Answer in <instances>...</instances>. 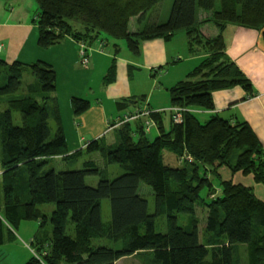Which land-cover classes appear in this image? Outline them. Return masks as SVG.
Wrapping results in <instances>:
<instances>
[{"label": "trees", "instance_id": "16d2710c", "mask_svg": "<svg viewBox=\"0 0 264 264\" xmlns=\"http://www.w3.org/2000/svg\"><path fill=\"white\" fill-rule=\"evenodd\" d=\"M34 1L40 48L66 36L88 47L99 40L102 48L106 35L123 38L127 50L138 54L141 41H169L183 30L189 51L196 47L205 56L185 80L168 89L171 107L212 110V93L235 85L248 97L254 96L250 81L224 54L223 32L228 25L254 29L264 42V0H219L217 8L216 0H173L165 22L159 23L156 16L135 32L128 30L130 19L137 17L143 25L146 12L163 0ZM197 10H201L200 20ZM208 22L218 29L213 38L200 31ZM25 72L33 81L23 85ZM4 73L0 95L23 94L10 99L0 112V245L6 235L15 237L23 220L39 221L42 227L46 215L39 206L54 204L51 233L33 236V252L24 264H115L129 256L136 257L137 264H264V202L251 187L221 179L220 169L225 168L231 175H252L254 182L264 184L261 145L246 122L232 123L218 115L202 122L187 110L182 122L175 123L168 111L154 110L155 138L147 136L143 118H137L111 123L116 129L113 145L102 136L86 143L85 150L99 153L104 164L119 165L123 172L117 177H104L93 160L85 161L81 169L44 170L55 157L66 160L80 152L68 153L54 96L56 72L40 60L25 64L0 58V77ZM114 73L112 58L107 78L112 79ZM135 103L133 99L116 104L127 108ZM70 104L74 115L90 107L89 101L79 97H71ZM13 111L20 113V125H14ZM164 150L180 164H166ZM91 174L99 178L94 187L85 182ZM212 177L218 180L217 195ZM140 182L152 190V213L139 193ZM105 198L110 202V219L103 222L100 201ZM201 205L206 217L200 232L196 208ZM179 215L185 216L183 226L178 224ZM161 216L165 232L155 229L156 218ZM98 239L118 247L94 244Z\"/></svg>", "mask_w": 264, "mask_h": 264}, {"label": "rangeland", "instance_id": "374dc122", "mask_svg": "<svg viewBox=\"0 0 264 264\" xmlns=\"http://www.w3.org/2000/svg\"><path fill=\"white\" fill-rule=\"evenodd\" d=\"M20 1L21 4H24L26 8L29 20L32 24H34L33 18H35L38 9L36 2L34 0ZM10 2V0H0V11L2 9H9ZM215 2L217 8L219 6V0H216ZM172 3L173 0H163L155 7L148 10L141 22L143 24L142 27L156 16L157 18H159V23L165 22L168 19ZM197 12L200 13L201 10H197ZM135 21L136 20L130 19L128 25L130 30L135 27ZM208 27L210 29L215 28V25L212 22H209ZM103 38L105 39L104 45L102 47L103 51L99 50L101 51V53L99 54V60L102 59L100 62L96 61L92 65V49L91 47H89L88 52L89 55L91 54L90 65L88 64L89 67L87 66L89 69L80 63V58L78 55V61L76 65L72 62L67 63L64 69L62 68L58 71V77L56 76V95L59 94L61 104L67 96L85 99L90 102L91 108L98 104L100 101L103 103L109 120H112L119 112L118 106L116 104L117 102L131 101L135 99L137 103L138 101H140L142 94H145L148 97V101L152 106H168L170 104L168 89L173 87L177 82L185 80L187 78V75L199 63V58L195 54L196 47L193 51H189L186 43L187 39L183 30L176 31L169 41H164L162 39L155 40L159 41L157 42L159 43V47L158 49H156V51H159L160 55H153L149 52L150 48H148V45H150V43H156L152 42L154 41V39L141 41L139 53L132 54L127 50L126 42L123 38H112L106 35H103ZM93 43L91 45L95 49H100L99 40L94 44ZM114 49L117 50V55H115ZM101 55H109L110 58L115 57V73L112 79L107 78L108 71L111 66V59L108 57L101 58ZM126 56L134 59L136 63H130L128 65V63L125 61L126 59H124L126 58ZM5 78L6 75L4 73L0 77V84L4 83ZM31 81H33V77L29 74V72H25L22 77L23 85ZM22 94L23 93L21 91H18L9 95H0V112L7 108V102L10 99L20 97ZM125 94L129 97L123 96ZM131 94H136L137 97H130ZM121 96H123V98H120ZM140 104H142L141 101ZM90 107L88 108V110L91 109ZM63 114L65 115L64 112ZM12 116L14 125H20V113L18 111H13ZM123 117L124 115L122 116V118ZM164 122L166 126L165 128H167V125L169 123L168 116L164 118ZM50 126L53 129L52 120H50ZM153 127L150 129L151 131L149 130L150 132L148 131V136L150 139L155 138L156 129H154L155 127ZM162 153L164 162L166 164H169L173 167L180 164L178 160L177 163L174 155L171 152L164 150ZM236 154L234 155L233 160L235 159ZM90 159L95 161L96 165L100 169H102L101 174H103V176L106 178L113 179L123 172V170L117 164H104L99 153H89L86 150H83L80 155L68 158L66 160H52L45 166L44 170L52 168L56 172H60L66 170L81 169L83 167V163ZM230 176L231 174L228 169H225L224 172H221V179H227L230 178ZM98 179L99 178L97 175L91 174L85 176V182L93 187L96 186ZM212 181L214 184V188L219 186L218 180L216 178L212 177ZM138 190L139 193L147 199L149 208L148 210L150 213H152L154 205L151 188L143 182H140ZM206 194L207 192L203 191L202 195L205 196ZM39 208L46 215L44 225L40 227L39 221H21L18 228L14 231L15 237H13L12 239H8L6 235L4 243L0 245V264H24L31 257L33 252L30 245L33 236L37 233L39 234V232H42V234L51 233L52 224L50 221V217L54 209V204H42L39 206ZM100 208L102 221H108L110 219L109 200L106 198L102 199L100 201ZM196 214L200 221L199 231L201 232V229H203L204 227V220L206 217L205 208L203 205L197 207ZM178 224L181 226L185 224L184 215L178 216ZM155 229L157 232H165L166 227L163 216L156 218ZM94 244L106 245L114 248L118 247L113 245V243L107 239L95 240ZM133 258L134 260H123L118 264H137L139 261L136 257Z\"/></svg>", "mask_w": 264, "mask_h": 264}, {"label": "crops", "instance_id": "0c3cea01", "mask_svg": "<svg viewBox=\"0 0 264 264\" xmlns=\"http://www.w3.org/2000/svg\"><path fill=\"white\" fill-rule=\"evenodd\" d=\"M10 1L9 9H2L0 11V58L4 59L7 63L15 60L21 61L23 63H32L36 60H40L51 64L56 72L57 77L59 73L58 71L62 68L64 69L67 63L72 62L75 65L77 64L78 42L74 38L66 36L60 42H57L47 48H40L37 44V28L29 20L24 4H21L20 0ZM197 16L200 20L202 18L201 12H197ZM131 19L136 20L135 27L130 30L128 26V30L130 32H135L142 25L139 24L137 17H132ZM208 23L202 24L200 26V31L205 37L213 38L217 36L218 29L216 26L215 28L210 29L208 27ZM223 36L225 42V56L227 59L233 62L235 66L242 72V74L250 81L252 86V94L254 96L248 97V94L244 89H242V87L235 85L229 88L216 90L212 93V110H206L197 107L189 108L188 110L192 111L202 122L207 121L213 115H218L232 123L236 121L246 122L258 138L262 149V156L264 157V42L261 38L260 32L254 29L243 28L235 25H228L223 32ZM155 40L159 39H154L152 42L156 43H150V45H148V48L152 50H149V52L153 55H160V52L156 51V49L159 47V43H157L159 41ZM97 41L98 40L94 41V43ZM89 47L92 49V65L96 61L100 62L102 59L99 60V54L103 50L99 51V48L97 50L92 45ZM114 51L115 55H117V50L114 49ZM195 54L198 56L199 61L205 56V53L202 51H196ZM90 55L89 65L91 59ZM101 56V58H110L109 55ZM110 59L112 60V58ZM124 59H126L125 61L128 63V65L130 63H136L134 59L127 56ZM54 96L57 99L60 109L62 129L66 139L68 153L73 154L80 150L78 155H80L83 150L86 149V143L101 136L105 138L107 144L113 145L116 142L115 126H110V123L113 120L122 118L123 115L125 116L129 114L135 109L143 107V105H146L152 110L158 111H168V109L171 107L170 104L168 106L162 107L152 106L148 101V97L145 94H142L141 96H145L143 100H140L142 104H140V101H138L127 108H118L119 114L117 113V115H115L112 120H109L103 103L99 100V103L94 107H90L91 109L79 116H76L72 112V107L70 104L71 97L67 96L61 104L59 94L56 95V91ZM123 96L129 97L126 96V94ZM123 96L120 98H123ZM130 97L137 96L136 94H131ZM163 124L164 127H166L165 122H163ZM168 126L169 123L167 127ZM154 127L153 128L156 129V137L158 136V129L156 125ZM149 132H147V136ZM58 159L61 160L62 158L55 157L53 160ZM224 170L225 168L220 169L221 172H224ZM227 179H231L234 183H242L245 186L251 187L255 196L264 202V184L254 182L252 175H243L242 173L238 172L234 175H231L230 178ZM214 193L216 195L219 194V186L215 188ZM245 256L246 255H244V259ZM133 257L134 256L121 258L116 261L115 264H118L123 260H134Z\"/></svg>", "mask_w": 264, "mask_h": 264}, {"label": "built area", "instance_id": "2783aa9c", "mask_svg": "<svg viewBox=\"0 0 264 264\" xmlns=\"http://www.w3.org/2000/svg\"><path fill=\"white\" fill-rule=\"evenodd\" d=\"M0 48H1V46H0ZM88 49H89V47L85 42H83V41L78 42V55L80 58V63L85 67H87L89 64ZM100 50H102L101 47H100ZM187 110H188L187 108L178 107V106H173V107H170L168 109L169 113L171 114V118H172L173 122H175V123L182 122L183 113ZM153 111L154 110L148 108L146 105H143V107L135 109L131 113L125 115L123 118L113 120L112 122H115L118 124V123H122V122H126V121L136 120L137 118H143L144 130L146 132H148L153 126H155V122L151 118V113ZM111 123H110V126H111Z\"/></svg>", "mask_w": 264, "mask_h": 264}]
</instances>
